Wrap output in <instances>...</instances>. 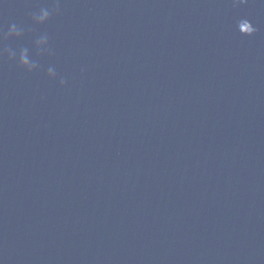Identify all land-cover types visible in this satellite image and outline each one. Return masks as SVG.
Wrapping results in <instances>:
<instances>
[{"label":"water","instance_id":"obj_1","mask_svg":"<svg viewBox=\"0 0 264 264\" xmlns=\"http://www.w3.org/2000/svg\"><path fill=\"white\" fill-rule=\"evenodd\" d=\"M0 264H264V0H0Z\"/></svg>","mask_w":264,"mask_h":264},{"label":"clouds","instance_id":"obj_2","mask_svg":"<svg viewBox=\"0 0 264 264\" xmlns=\"http://www.w3.org/2000/svg\"><path fill=\"white\" fill-rule=\"evenodd\" d=\"M56 10L59 11V5H57V9ZM50 16H51V13H50V11L48 9H42L41 12H40V14L37 17H35V19H37L40 22H44V21H47L50 18ZM12 31L14 33H16L17 35H19V32H17L15 26H13ZM255 31H256V29L251 28V27L248 30L249 34H252ZM46 41H47V37H44L43 40H42V42H46ZM21 63H22V65H24L25 67H27L29 69V71H31L33 68L36 67L34 64H32L28 60L26 53L25 54H22V56H21ZM50 75H53L54 76L55 73L53 71H50ZM64 83H66V82L64 80H61V84H64Z\"/></svg>","mask_w":264,"mask_h":264}]
</instances>
